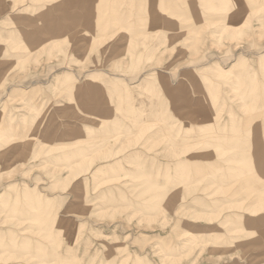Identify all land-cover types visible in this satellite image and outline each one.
Masks as SVG:
<instances>
[{"label": "rangeland", "instance_id": "1", "mask_svg": "<svg viewBox=\"0 0 264 264\" xmlns=\"http://www.w3.org/2000/svg\"><path fill=\"white\" fill-rule=\"evenodd\" d=\"M0 8V264H264V0Z\"/></svg>", "mask_w": 264, "mask_h": 264}, {"label": "bare ground", "instance_id": "2", "mask_svg": "<svg viewBox=\"0 0 264 264\" xmlns=\"http://www.w3.org/2000/svg\"><path fill=\"white\" fill-rule=\"evenodd\" d=\"M231 14V13H230ZM229 14V15H230ZM229 28V26H227V28L226 29H228ZM223 29V27H221V30ZM219 30V29H218ZM227 31V30H226ZM218 33H219V31H218ZM231 34V33H230ZM51 45V44H50ZM258 54V53H257ZM213 87V86H212ZM84 98V97H83ZM5 136V135H4ZM99 172V171H98ZM101 173V172H100ZM94 177V176H93ZM98 178V177H97ZM117 178V177H116ZM114 179V178H113ZM118 179V178H117ZM187 179V178H186ZM96 180V179H95ZM106 181V180H105ZM104 181V182H105ZM9 183H11V182H9ZM97 184V183H96ZM98 184H100V183H98ZM96 186V185H95Z\"/></svg>", "mask_w": 264, "mask_h": 264}, {"label": "crops", "instance_id": "3", "mask_svg": "<svg viewBox=\"0 0 264 264\" xmlns=\"http://www.w3.org/2000/svg\"><path fill=\"white\" fill-rule=\"evenodd\" d=\"M28 7V6H27ZM9 13H11V12H9ZM17 14V13H16ZM2 16H3V14H2V12H1V8H0V20L2 19ZM263 188H264V186H262Z\"/></svg>", "mask_w": 264, "mask_h": 264}]
</instances>
